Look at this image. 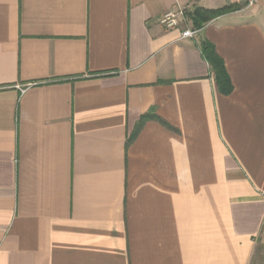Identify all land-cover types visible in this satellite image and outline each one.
I'll return each mask as SVG.
<instances>
[{
	"label": "crops",
	"instance_id": "crops-1",
	"mask_svg": "<svg viewBox=\"0 0 264 264\" xmlns=\"http://www.w3.org/2000/svg\"><path fill=\"white\" fill-rule=\"evenodd\" d=\"M196 6L231 9L182 38ZM262 250L264 0H0V264H251Z\"/></svg>",
	"mask_w": 264,
	"mask_h": 264
},
{
	"label": "trees",
	"instance_id": "trees-1",
	"mask_svg": "<svg viewBox=\"0 0 264 264\" xmlns=\"http://www.w3.org/2000/svg\"><path fill=\"white\" fill-rule=\"evenodd\" d=\"M231 7H221V8H206L202 6L193 7L192 10L187 12V17L192 22V25L197 28H203L209 21L214 18L228 12ZM201 50L204 57L207 59L211 65L212 71L214 73L215 81L219 90L224 94H229L233 90V84L230 75L227 71L224 60L216 52L215 46L209 42L204 41L201 45ZM155 114L146 115L141 120L139 127L143 124L146 118H155ZM253 261L251 264H255ZM259 264H264V259L261 260Z\"/></svg>",
	"mask_w": 264,
	"mask_h": 264
},
{
	"label": "built area",
	"instance_id": "built-area-1",
	"mask_svg": "<svg viewBox=\"0 0 264 264\" xmlns=\"http://www.w3.org/2000/svg\"><path fill=\"white\" fill-rule=\"evenodd\" d=\"M261 1L262 0H246V6L254 7ZM185 14V9L182 6L177 5L165 13V15L161 18V24L166 30L175 29L179 26L180 16H184ZM200 30V28L194 26L188 27L182 32V38H193L200 32Z\"/></svg>",
	"mask_w": 264,
	"mask_h": 264
},
{
	"label": "rangeland",
	"instance_id": "rangeland-1",
	"mask_svg": "<svg viewBox=\"0 0 264 264\" xmlns=\"http://www.w3.org/2000/svg\"><path fill=\"white\" fill-rule=\"evenodd\" d=\"M264 259V251H260L257 258H256V263L255 264H259L261 262V260Z\"/></svg>",
	"mask_w": 264,
	"mask_h": 264
}]
</instances>
